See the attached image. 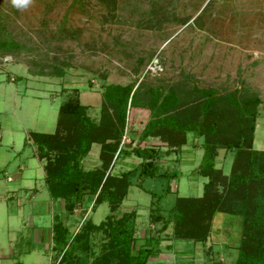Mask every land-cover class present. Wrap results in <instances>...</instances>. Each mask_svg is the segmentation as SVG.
Returning a JSON list of instances; mask_svg holds the SVG:
<instances>
[{
    "label": "rangeland",
    "instance_id": "1",
    "mask_svg": "<svg viewBox=\"0 0 264 264\" xmlns=\"http://www.w3.org/2000/svg\"><path fill=\"white\" fill-rule=\"evenodd\" d=\"M0 29L20 45L0 54V264H57L53 224L66 228L69 243L85 221L97 225L110 214L106 203L93 205L86 196L66 215L62 202L47 194L33 147L23 146L28 132L54 131L57 109L74 89L91 119H97L100 87L107 84L134 83L142 99L149 90L165 95L170 89L181 111L198 100L192 85L220 94L244 89L259 99L252 148L264 151V0H31L16 7L0 0ZM130 112L126 134L139 132L148 115ZM123 137L126 146L129 136ZM199 143L188 133L174 153L165 155L174 148L159 146L158 172L174 178L146 180L142 187L163 195L162 211L170 210L176 197L201 195L204 179L190 175L201 156ZM147 144L160 145L156 139ZM97 153L92 145L85 170L97 165ZM231 159L219 151L215 168L226 176ZM136 163L132 157L118 159L112 173ZM150 200L131 185L115 212L119 217L135 211L132 246L152 247L147 264H235L236 218L216 215L204 244L171 240L170 228L156 233L159 227L150 226ZM99 237L90 241L93 254ZM78 256L76 264L88 263Z\"/></svg>",
    "mask_w": 264,
    "mask_h": 264
},
{
    "label": "trees",
    "instance_id": "2",
    "mask_svg": "<svg viewBox=\"0 0 264 264\" xmlns=\"http://www.w3.org/2000/svg\"><path fill=\"white\" fill-rule=\"evenodd\" d=\"M1 32L0 54L20 47ZM56 74L61 73L57 70ZM133 85H102L97 119L89 118L74 89L73 95L59 105L51 134L28 132L25 136L23 146L33 147V156L42 163L48 196L62 202L66 215H71L86 196L93 198V205L104 202L109 208L104 221L97 225L85 221L69 243L65 240L66 228L52 225L51 250L60 249L57 264H76L78 254L84 255L87 264H147L154 252L152 247L132 246L135 211L115 215L131 185L150 194L147 216L153 230L159 227L156 233L170 228L171 240L204 244L216 215L236 218L239 235L235 264H264V151L252 148L259 99L244 89L220 94L192 85L198 100L181 111L172 90L165 95L149 90L142 99ZM133 109L146 111L147 119L139 132L130 130L126 134ZM188 133L200 141L199 163L190 175L204 179L201 195L176 197L165 212L159 207L163 195L153 194L142 185L146 180L159 183L174 178L175 174L158 172L159 146L174 148L165 155L174 153ZM123 134L129 136L126 146L121 144ZM148 139H156L160 145L149 146ZM92 145L98 147V165L85 170L83 161ZM219 151L232 155L226 176L215 168ZM129 157L138 163L128 171L113 174L118 159ZM96 235L100 242L93 254L90 241ZM159 240L155 239V251Z\"/></svg>",
    "mask_w": 264,
    "mask_h": 264
},
{
    "label": "clouds",
    "instance_id": "3",
    "mask_svg": "<svg viewBox=\"0 0 264 264\" xmlns=\"http://www.w3.org/2000/svg\"><path fill=\"white\" fill-rule=\"evenodd\" d=\"M31 3V0H11V4L16 7V6H27Z\"/></svg>",
    "mask_w": 264,
    "mask_h": 264
},
{
    "label": "built area",
    "instance_id": "4",
    "mask_svg": "<svg viewBox=\"0 0 264 264\" xmlns=\"http://www.w3.org/2000/svg\"><path fill=\"white\" fill-rule=\"evenodd\" d=\"M124 140H125V138H124V137H122V139H121V144H123V143H124Z\"/></svg>",
    "mask_w": 264,
    "mask_h": 264
},
{
    "label": "crops",
    "instance_id": "5",
    "mask_svg": "<svg viewBox=\"0 0 264 264\" xmlns=\"http://www.w3.org/2000/svg\"><path fill=\"white\" fill-rule=\"evenodd\" d=\"M97 154H98V153H97ZM96 162H97V157H96ZM97 165H98V163H97ZM97 165H96V166H97Z\"/></svg>",
    "mask_w": 264,
    "mask_h": 264
}]
</instances>
